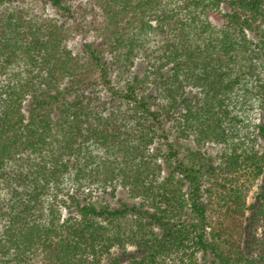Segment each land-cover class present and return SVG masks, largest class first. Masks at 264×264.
<instances>
[{"label":"trees","instance_id":"obj_1","mask_svg":"<svg viewBox=\"0 0 264 264\" xmlns=\"http://www.w3.org/2000/svg\"><path fill=\"white\" fill-rule=\"evenodd\" d=\"M44 1L65 21L0 0V264H264V0H83L78 54L71 0ZM168 125L197 149L160 164ZM107 170L143 201L78 198Z\"/></svg>","mask_w":264,"mask_h":264},{"label":"rangeland","instance_id":"obj_2","mask_svg":"<svg viewBox=\"0 0 264 264\" xmlns=\"http://www.w3.org/2000/svg\"><path fill=\"white\" fill-rule=\"evenodd\" d=\"M71 4L73 6L74 11L77 10L81 5L84 4V1L81 0H71ZM25 7L29 9L32 13H35L42 17H49L51 19H57L58 21H65L66 17H62L60 14L56 12V10L51 6L49 2H46L44 0H26ZM79 21L82 23V34H79L73 38L68 43L69 48L73 51L74 54H78L82 51V44L84 42H94L96 41L95 31L93 30V21L95 20L93 15L86 14L85 16H81V13L78 12ZM69 25H71L72 21L70 20ZM99 42V41H98ZM136 65L134 67V74H137L139 76H142L146 64L143 60L137 59L135 61ZM102 94L106 96V93L102 91ZM261 120L260 116L258 115V112L255 110H252L248 114V123H246L245 128L247 129V132L249 135L256 137L257 129L255 125L259 123ZM166 129L168 131V141L165 140V138L157 139L156 142L150 147V152L152 155H154L155 160L157 163H164L165 156L168 153V143H173L176 147L178 146V143L181 144V155L180 158H185L187 153L189 151H195L197 149L196 145L193 143L192 139L189 140H179L175 141V133L173 131V127L171 125L166 126ZM175 129V128H174ZM170 133V134H169ZM258 149L264 148V139H261L259 142ZM202 152L210 159L213 160V162L216 164L219 161V158L221 154L224 152V146L218 145L216 143H207L201 147ZM116 175V174H115ZM111 177L109 175V171H103L100 174L99 182H96L91 185L90 187V195L86 196L87 193L80 192L78 195V198L81 200L86 198H91L92 200H95L97 203L102 205H110L112 207H119L121 203H128L130 205L133 204H139V202H142L143 200L140 199L139 196H135V194H131L129 191V188H125L120 183L119 178L115 177L112 181L107 180V177ZM166 176V172L162 174V177ZM261 183V180L254 181L251 186L249 187V190L247 192V200L249 203H251L254 200V197L256 193L259 190V185ZM71 189L73 188V185L66 187V192L59 195V199L62 200H68L67 194L72 192ZM114 189V190H112ZM69 204V203H68ZM70 205V204H69ZM61 206V205H60ZM59 204L57 206V210H59V213H61V217L65 218L68 216L66 209ZM130 252H132V248H129ZM172 258H162V261H160L161 264H175V262L172 263ZM175 261L177 259L176 263L181 262V260L178 261V258H174ZM195 261L198 264H219L211 255H204V254H197ZM35 264H40V261H36ZM183 264H188L187 258L183 259Z\"/></svg>","mask_w":264,"mask_h":264}]
</instances>
